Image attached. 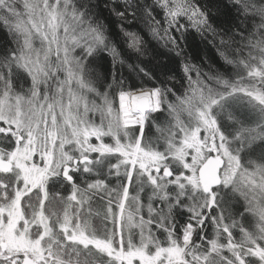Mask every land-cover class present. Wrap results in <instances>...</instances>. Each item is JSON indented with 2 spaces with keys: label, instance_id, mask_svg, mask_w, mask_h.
I'll use <instances>...</instances> for the list:
<instances>
[{
  "label": "snow or ice",
  "instance_id": "snow-or-ice-1",
  "mask_svg": "<svg viewBox=\"0 0 264 264\" xmlns=\"http://www.w3.org/2000/svg\"><path fill=\"white\" fill-rule=\"evenodd\" d=\"M0 264H264V0H0Z\"/></svg>",
  "mask_w": 264,
  "mask_h": 264
}]
</instances>
